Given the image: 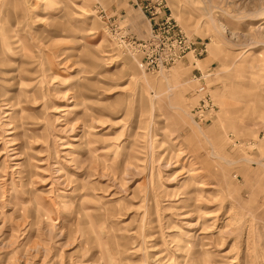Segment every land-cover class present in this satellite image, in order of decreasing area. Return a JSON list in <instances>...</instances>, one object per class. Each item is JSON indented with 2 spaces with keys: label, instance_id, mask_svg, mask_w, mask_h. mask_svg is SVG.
<instances>
[{
  "label": "rangeland",
  "instance_id": "374dc122",
  "mask_svg": "<svg viewBox=\"0 0 264 264\" xmlns=\"http://www.w3.org/2000/svg\"><path fill=\"white\" fill-rule=\"evenodd\" d=\"M154 1L0 0V264H264V0Z\"/></svg>",
  "mask_w": 264,
  "mask_h": 264
},
{
  "label": "built area",
  "instance_id": "2783aa9c",
  "mask_svg": "<svg viewBox=\"0 0 264 264\" xmlns=\"http://www.w3.org/2000/svg\"><path fill=\"white\" fill-rule=\"evenodd\" d=\"M154 3L155 6H157L158 0H155ZM161 22L164 24L160 29V19L154 20L150 18V23L152 24L151 28L144 37L136 42L140 49H145L144 54L138 55L135 61V65L139 69L145 71L158 70L160 67H166L167 64L179 57L184 51H188L192 54L199 51L197 45H194V42L190 38L184 36L172 23H167L165 17L162 18ZM164 29L168 31L166 35L167 41L160 39V33ZM161 46H163V49L160 51ZM155 50L158 52L155 55L156 58L152 55V52ZM195 90L199 91V95L196 98V107L202 108L208 104L207 97L201 85L197 84Z\"/></svg>",
  "mask_w": 264,
  "mask_h": 264
}]
</instances>
